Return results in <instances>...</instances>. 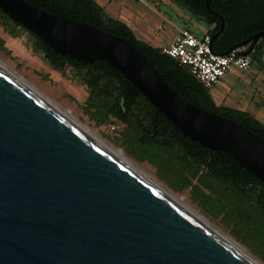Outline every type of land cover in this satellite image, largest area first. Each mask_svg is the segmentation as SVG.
I'll use <instances>...</instances> for the list:
<instances>
[{"label":"water","instance_id":"water-1","mask_svg":"<svg viewBox=\"0 0 264 264\" xmlns=\"http://www.w3.org/2000/svg\"><path fill=\"white\" fill-rule=\"evenodd\" d=\"M0 11L57 54L105 62L184 138L229 154L264 185V142L180 97L129 41L22 0H0ZM214 16L216 54L224 22ZM0 264L251 263L0 66Z\"/></svg>","mask_w":264,"mask_h":264},{"label":"trees","instance_id":"trees-1","mask_svg":"<svg viewBox=\"0 0 264 264\" xmlns=\"http://www.w3.org/2000/svg\"><path fill=\"white\" fill-rule=\"evenodd\" d=\"M22 1L129 41L180 97L197 108L243 126L264 142L262 123L246 112L217 106L209 90L204 89L186 67L161 54V49L137 40L125 24L109 17L94 0ZM175 1L212 27L208 33L211 37L219 31L220 21L206 9L205 0ZM208 4L209 8H214L210 0ZM0 15V26L13 38L18 37L7 27L12 21L1 11ZM228 22L224 20L222 39L213 43L216 54L226 52L245 34V30L237 29L227 35ZM12 23L29 35L33 52L42 54L50 69L62 76L69 69L76 82L87 87L88 97L82 110L96 125L118 122L124 126L123 139L130 157L151 165L159 180L173 193L191 188L193 201L205 213L222 217L231 236L264 263V185L255 176L240 168L229 154L204 149L184 138L129 81L105 62L98 60L88 65L57 54L41 39ZM260 30H264V21H254L249 33Z\"/></svg>","mask_w":264,"mask_h":264},{"label":"rangeland","instance_id":"rangeland-1","mask_svg":"<svg viewBox=\"0 0 264 264\" xmlns=\"http://www.w3.org/2000/svg\"><path fill=\"white\" fill-rule=\"evenodd\" d=\"M94 1L113 20L129 25L137 40L148 42L154 48L160 49L171 44L178 31L184 28L198 36L209 33V27L204 21L175 0ZM7 27L19 36L13 38L0 26V62L13 70L44 97L71 114L105 144L122 151L141 170L168 188L165 183L159 180L156 170L151 165L146 162H137L126 153L123 139L124 126L118 122L103 126L96 125L83 112L82 106L88 97L87 87L79 85L69 69L65 70V76L50 69L45 63L43 55L33 52L29 35L25 31L14 26L12 22H8ZM209 94L217 105L246 112L264 125V70L260 64L253 63L247 71L236 68L230 70L216 86L209 90ZM111 125H114L115 130H110ZM169 190L171 191V189ZM174 194L214 228L238 243L223 224L222 217L216 218L205 213L193 201L191 188ZM242 247L264 264L249 249L245 246Z\"/></svg>","mask_w":264,"mask_h":264},{"label":"built area","instance_id":"built-area-1","mask_svg":"<svg viewBox=\"0 0 264 264\" xmlns=\"http://www.w3.org/2000/svg\"><path fill=\"white\" fill-rule=\"evenodd\" d=\"M211 35L198 36L189 29L178 32L173 42L161 48V54L184 66L190 75L206 90L217 85L230 70L247 71L251 65L250 56H242L246 47L231 51L227 56L214 54L210 48ZM110 130H115L114 125Z\"/></svg>","mask_w":264,"mask_h":264},{"label":"flooded vegetation","instance_id":"flooded-vegetation-1","mask_svg":"<svg viewBox=\"0 0 264 264\" xmlns=\"http://www.w3.org/2000/svg\"><path fill=\"white\" fill-rule=\"evenodd\" d=\"M214 8L211 9L213 16L217 14L223 20H227L226 34H234L235 30H245V34L240 41L235 44L248 41L256 34L264 32V30L249 33L253 28L254 21H264V0H210ZM224 29V28H223ZM216 33H213L215 35ZM224 30L215 38L214 44H217L224 35ZM234 44V45H235ZM246 51L250 52L252 64L258 63L264 70V35L260 36L256 41L249 40L244 46Z\"/></svg>","mask_w":264,"mask_h":264},{"label":"bare ground","instance_id":"bare-ground-1","mask_svg":"<svg viewBox=\"0 0 264 264\" xmlns=\"http://www.w3.org/2000/svg\"><path fill=\"white\" fill-rule=\"evenodd\" d=\"M0 66L7 71L12 77H14L20 84H22L27 90L45 102L48 106H50L53 110H55L58 114H60L63 118H65L70 124L79 129L83 134H85L88 138L95 141L102 148H104L107 152L113 155L115 158L123 162L125 165L136 171L142 177H144L147 181L153 184L156 188L166 194L169 198L175 201L178 205L184 208L187 212H189L193 217H195L200 223H202L207 229H209L212 233H214L217 237H219L226 245L232 248L235 252L241 255L244 259H246L251 264H262L258 260H256L252 255H250L241 245L236 243L234 240L224 235L222 232L214 228L208 221H206L203 217H201L198 213L189 208L176 194L166 188L164 185L153 179L151 176L146 174L143 170H141L134 162L128 159L120 150L114 149L111 146L105 144L99 137H97L92 131L79 123L75 118L72 117L67 111L51 102L49 99L40 94L34 87H32L29 83L19 77L13 70L5 66L0 62Z\"/></svg>","mask_w":264,"mask_h":264},{"label":"crops","instance_id":"crops-1","mask_svg":"<svg viewBox=\"0 0 264 264\" xmlns=\"http://www.w3.org/2000/svg\"><path fill=\"white\" fill-rule=\"evenodd\" d=\"M199 18V17H198ZM132 32H133V34H134V31L131 29V27L129 26V25H127V24H125ZM211 29H212V27H209V31H211ZM179 32V31H178ZM208 34V33H207ZM178 35V34H177ZM177 35L174 37V39L177 37ZM134 36L136 37V35L134 34ZM136 39H137V37H136ZM173 39V40H174ZM146 44H148V45H150L148 42H146ZM170 45V44H169ZM151 46V45H150ZM168 46V45H167ZM152 47V46H151ZM163 47H166V46H163ZM163 47H161V48H163ZM154 48V47H153ZM155 48H157V49H159L158 47H155ZM160 48V49H161ZM215 103V102H214ZM216 104V103H215ZM217 105V104H216ZM217 106H219V105H217Z\"/></svg>","mask_w":264,"mask_h":264}]
</instances>
